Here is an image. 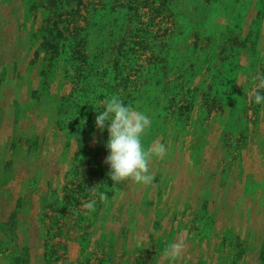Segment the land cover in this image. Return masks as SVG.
<instances>
[{
  "label": "rangeland",
  "instance_id": "374dc122",
  "mask_svg": "<svg viewBox=\"0 0 264 264\" xmlns=\"http://www.w3.org/2000/svg\"><path fill=\"white\" fill-rule=\"evenodd\" d=\"M257 73L264 0H0V264H264ZM112 95L150 183L107 175Z\"/></svg>",
  "mask_w": 264,
  "mask_h": 264
},
{
  "label": "clouds",
  "instance_id": "9594fccd",
  "mask_svg": "<svg viewBox=\"0 0 264 264\" xmlns=\"http://www.w3.org/2000/svg\"><path fill=\"white\" fill-rule=\"evenodd\" d=\"M255 84L252 96L256 104H264V73L253 77ZM103 109L95 111L94 126L101 133L107 131L105 148L107 155L104 163L108 166V177L113 187L126 180L133 179L138 184H147L152 180L148 165L151 156H163L166 149L158 144L152 149L143 145V137L150 126L149 116L131 105H127L117 96L112 95L103 100ZM83 121V120H82ZM84 122V121H83ZM103 198V193H100ZM95 199H89L83 208L89 212L95 210ZM182 245L173 242L169 254L175 255Z\"/></svg>",
  "mask_w": 264,
  "mask_h": 264
},
{
  "label": "trees",
  "instance_id": "16d2710c",
  "mask_svg": "<svg viewBox=\"0 0 264 264\" xmlns=\"http://www.w3.org/2000/svg\"><path fill=\"white\" fill-rule=\"evenodd\" d=\"M86 24H87V21H86ZM77 28H79V27H77ZM76 31H83V28H81V30L80 29H76Z\"/></svg>",
  "mask_w": 264,
  "mask_h": 264
}]
</instances>
